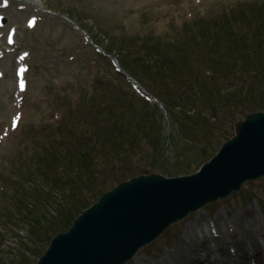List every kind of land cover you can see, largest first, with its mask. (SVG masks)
Here are the masks:
<instances>
[{
	"label": "rangeland",
	"instance_id": "rangeland-1",
	"mask_svg": "<svg viewBox=\"0 0 264 264\" xmlns=\"http://www.w3.org/2000/svg\"><path fill=\"white\" fill-rule=\"evenodd\" d=\"M241 2L0 0V192L6 181H15L18 172L27 171V161H32L36 146H40L43 141V129L61 119L72 103L88 92L95 90L99 101L107 96L111 99L119 98L120 102L126 103L134 98H148L151 103L158 104L160 119L165 122L166 130L170 133L173 127L170 114H185L182 103L186 100L184 86H179L173 81H162L160 72L151 71L150 68L149 72L140 69V72L146 75V81L141 83L147 91L145 92L135 83L139 80L121 66L124 51L120 46L114 47L113 53L107 56L98 50L97 45L106 51L104 47L110 43L111 35L136 34L143 38L150 31L153 39L150 34L144 38L154 40L162 32L169 33L173 23L202 20V16L211 6L223 13L229 12V5ZM213 13L217 12L209 11L204 17L211 18ZM63 14L71 20L66 19ZM74 22L78 25L81 23L86 34L80 31ZM263 32L264 29L254 31V34L261 35ZM219 37L221 38L220 33ZM204 48L196 50L201 51ZM226 55L224 47L219 49L218 60L227 65L228 78L219 80L218 84L224 92H228L230 87L237 90L238 104L237 98L249 95L247 93L250 92V84L245 78L235 75L233 70L236 66L231 70L228 67L230 64L222 60ZM200 58V53H186L180 64L191 71L196 63L201 64L198 61ZM145 61L152 66L149 59ZM114 63H119L122 69L119 71ZM162 87L168 88L178 96L169 108L161 98L152 93L165 94ZM260 88H264V82L257 86V95L261 94ZM118 90V97L116 94L111 96ZM201 106L205 118L216 122L210 104ZM218 107L225 108L219 104ZM150 110L145 114L152 113ZM126 115L117 120L116 124L120 130L124 128L122 126L127 119ZM227 118L228 116H225V119ZM233 129L235 132V122L232 119L224 124L217 123V128H209L203 133L204 137H197L196 141L201 147L205 140L214 141L221 132L229 136ZM102 141L107 142L103 136ZM130 154L133 155L130 161L132 167L135 164L144 165L145 159L140 157L141 155L137 152ZM196 157L192 155L189 160ZM123 158L124 155H115L109 163L98 157L96 167L89 169L90 175L87 174L77 186L80 197L82 194L90 195L95 183L106 182L112 189V185L117 182L125 168ZM172 159L183 160V156L177 157L172 153ZM197 165L194 164L193 168ZM71 172H74L73 169L68 170L69 175ZM20 182L26 186L29 181L20 178ZM14 186L16 188V185ZM13 192L12 188L9 193ZM4 197L0 195V202L3 199L7 201ZM6 220H9V217L3 213L0 216V235L5 233L6 236L5 240L0 241V264H15L16 254L20 249L27 250L34 257L31 250L36 247L33 243H26L30 241L26 238V232L6 224ZM253 244H258L259 249L253 248ZM183 251H186L187 260L191 264H242V258H245L248 264H253L250 259L252 255L254 258L259 255V262L264 260V176L245 182L239 191L209 203L184 219L174 222L154 241L140 248L136 256L125 264H187L188 261L179 259V253ZM199 256H202V259L196 262Z\"/></svg>",
	"mask_w": 264,
	"mask_h": 264
},
{
	"label": "trees",
	"instance_id": "trees-1",
	"mask_svg": "<svg viewBox=\"0 0 264 264\" xmlns=\"http://www.w3.org/2000/svg\"><path fill=\"white\" fill-rule=\"evenodd\" d=\"M239 1L242 2L229 5V12L220 13L211 6L200 21L173 23L169 33L162 32L154 40H151V31L146 34H150L151 39L136 34L110 36V43L104 48L112 54L113 48L120 46L124 51L121 66L141 83L146 81V75L140 69L149 72L150 68L160 72L162 81L184 86L186 100L182 103L185 114H170L173 127L168 133L165 122L160 119L158 104L151 103L148 98H134L126 103L107 96V101V98L99 101L94 90L75 100L61 119L43 129V141L36 146L32 161H27V171L18 172L16 180L6 181L1 189L0 195H4L7 201L0 202V216L3 213L8 216L6 224L23 229L30 240L26 243H33L36 247L31 250L34 257L27 250L20 249L15 264H35L51 238L67 230L85 208L110 189L106 182L95 183L94 188H91L93 184L90 187V195L80 197L77 186L87 174L90 175L89 169L96 167L98 157L110 163L115 155H124L125 168L113 187L143 173L164 172L172 176L191 173L210 159L235 132L233 129L229 136L221 132L214 141H203L201 147L197 137L203 138V133L209 128H217V123L224 124L231 119L236 123L249 113L264 109V88H260V95L256 93L257 86L264 82V32L254 34V31L264 29V0ZM209 11L217 13L205 18ZM195 47L197 50L205 48L197 51ZM222 47L227 52L222 60L230 64L231 70L236 66L235 75L250 84L249 95L237 98L238 104L237 90L230 87L224 92L218 84L219 80L228 78L227 65L217 56ZM186 53H200L201 56L198 60L201 64L195 62L191 71L180 64ZM145 59H149L152 66ZM162 88L165 94L152 93L169 108L178 96L168 88ZM115 94L118 97L120 90L111 96ZM206 103L213 109L216 122L202 114L201 105ZM218 104L225 108H219ZM148 110L152 113L145 114ZM122 115L127 119L120 130L116 123ZM130 152L141 155L145 159L144 165L132 167ZM172 153L183 156V160H173ZM192 155L197 157L189 160ZM194 164H198L197 167L193 168ZM69 169L75 173L69 175ZM20 178L29 181L26 186ZM63 186L65 188H61ZM12 188L14 192L10 194ZM5 236V233L0 235V241L5 240Z\"/></svg>",
	"mask_w": 264,
	"mask_h": 264
},
{
	"label": "water",
	"instance_id": "water-1",
	"mask_svg": "<svg viewBox=\"0 0 264 264\" xmlns=\"http://www.w3.org/2000/svg\"><path fill=\"white\" fill-rule=\"evenodd\" d=\"M263 176L264 109H259L236 122L234 135L196 171L143 173L105 191L51 238L35 264H125L174 222Z\"/></svg>",
	"mask_w": 264,
	"mask_h": 264
},
{
	"label": "bare ground",
	"instance_id": "bare-ground-1",
	"mask_svg": "<svg viewBox=\"0 0 264 264\" xmlns=\"http://www.w3.org/2000/svg\"><path fill=\"white\" fill-rule=\"evenodd\" d=\"M184 241H185V240H184ZM185 243H186V241H185ZM253 248H255V249H259V248H258V244H253ZM238 256H241V255L238 254ZM258 257H260V256L257 255V258H256V259H257V264H262V263H264V260H263V259L259 262ZM179 259H182L183 262L188 261L187 264H191V262H189V260H187L188 257H187V255H186V251H183V252H180V253H179ZM201 259H202V256H199V257H198V260H197L196 262H198V261L201 260ZM226 259H227V258H226ZM259 259H260V258H259ZM227 260H228V259H227ZM204 261H207V260H204ZM147 264H150V263L147 262ZM242 264H248V261H246L245 258H242Z\"/></svg>",
	"mask_w": 264,
	"mask_h": 264
}]
</instances>
